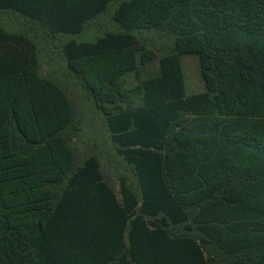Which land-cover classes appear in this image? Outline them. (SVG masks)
<instances>
[{
	"label": "trees",
	"instance_id": "obj_1",
	"mask_svg": "<svg viewBox=\"0 0 264 264\" xmlns=\"http://www.w3.org/2000/svg\"><path fill=\"white\" fill-rule=\"evenodd\" d=\"M0 264H264V0H0Z\"/></svg>",
	"mask_w": 264,
	"mask_h": 264
},
{
	"label": "rangeland",
	"instance_id": "obj_2",
	"mask_svg": "<svg viewBox=\"0 0 264 264\" xmlns=\"http://www.w3.org/2000/svg\"><path fill=\"white\" fill-rule=\"evenodd\" d=\"M184 67L189 81L199 87L200 85L195 73V62L190 58L184 59Z\"/></svg>",
	"mask_w": 264,
	"mask_h": 264
}]
</instances>
